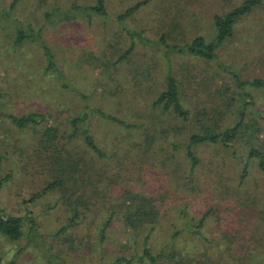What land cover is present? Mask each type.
Returning a JSON list of instances; mask_svg holds the SVG:
<instances>
[{
  "label": "rangeland",
  "instance_id": "obj_1",
  "mask_svg": "<svg viewBox=\"0 0 264 264\" xmlns=\"http://www.w3.org/2000/svg\"><path fill=\"white\" fill-rule=\"evenodd\" d=\"M12 1L0 0V208L24 216V201L32 194L54 178L65 181V186L27 205L45 242L40 241L41 247H28L15 264H47L49 252L66 264H112L117 257L140 254L148 232L133 231L124 224L117 204L126 190L157 198L161 212L149 235V246L155 250L170 248L172 243L176 250H183L184 257L205 259L206 264H264V231L250 240L247 253L242 244L246 234L248 238L247 226L253 224L243 216V204L252 199L257 202L247 214L250 209L264 208V174L254 162H249V174L240 185L244 159H234L231 151H223L219 145L195 147L200 163L193 173L184 147L172 149L173 130L168 141H156L144 150L139 143L135 145L144 126L153 123L180 127L176 144L198 131L190 119H175L153 104L165 88L168 72L182 90L183 105L200 108L214 103L224 112V103L239 97L240 89L219 63L232 66L245 79L264 75V6L241 19L234 37L218 50V57L206 61L187 53H167L165 46L156 43L165 29L160 24L176 14L183 33L177 34L176 42L197 35L210 39L213 14L223 13L241 0H149L122 21L117 15L138 0H107L106 19L96 17L89 24L80 18L56 25L44 20L45 10H64L95 0H17L10 9ZM27 22L42 27L65 79L45 73L46 61L38 43L15 42V28ZM131 31L141 32L143 40L135 37L130 53L118 60L132 43ZM246 90L254 97L255 116H264V88ZM238 104L233 102L235 107ZM87 108L101 109L132 124L126 127L95 114L89 117L93 140L106 157L86 147L81 135L67 137L70 119ZM27 113H43L60 133V160L65 168L71 159L77 164L69 178L61 175L62 167L55 160L58 152L42 146L46 144L39 128L19 129L7 117ZM152 114L158 118L151 119ZM235 120L230 112L218 124L223 128ZM235 148L237 156L244 155L242 144ZM119 160L121 165H117ZM77 198L82 201L77 203ZM74 211L75 224L56 236ZM199 219H203L200 226ZM228 241L243 254L242 262L228 255ZM16 249V244L0 234V264L12 260ZM51 261L56 264L57 259Z\"/></svg>",
  "mask_w": 264,
  "mask_h": 264
},
{
  "label": "trees",
  "instance_id": "obj_2",
  "mask_svg": "<svg viewBox=\"0 0 264 264\" xmlns=\"http://www.w3.org/2000/svg\"><path fill=\"white\" fill-rule=\"evenodd\" d=\"M39 1L41 2L44 0ZM148 1L149 0H138L129 5L122 13L117 15V19L122 21L131 17ZM16 2L17 0H13L9 8L13 9ZM260 6H264L263 0H241L239 4L234 5L223 13L213 14L211 18L213 33L210 39H207L203 35H197L189 41L186 40L182 43H180L181 41L176 42L177 34L181 32V35H183L177 24L179 21L176 14L172 17H166L164 22L160 24V29H165L158 36V41L156 43L165 46L167 53H187L198 59L213 61L218 57V50L223 44L234 37L237 25L241 19ZM6 13L9 15L8 12ZM107 14V0H95L93 4H72L64 10L59 9L58 7H54L51 10H45L43 18L47 23L52 25L69 23L80 18H85L86 22L90 24L96 17L106 19ZM169 28H171V30L168 32ZM41 29L42 27H36L30 22H27L25 25L17 26L15 28V42L24 43L28 41L38 43L46 61L45 73L56 74L58 78L65 79L63 72L56 62V58L42 35ZM170 33H172V36L174 37L170 36ZM130 37L132 43L127 51L119 56L118 60H123L126 54L130 53L135 37L143 40L141 32L138 31H131ZM170 37L171 42L168 41ZM218 66L225 71L232 80H234L236 87L240 89V92H238L239 97H232L229 101L224 103L227 110L226 112L220 108L219 104L214 103L211 105H204L200 108H191L183 105L182 90L180 89L176 78L168 72L165 79V88L157 94L153 104L158 106L163 113H168L175 119L187 122L192 121V124L196 125L195 128L198 131L191 132L186 139V142L176 144V133L180 132V127H174L169 123L162 124L163 122L158 124L153 123L152 125L144 126V129L138 134L140 139L139 141L137 140L138 142L135 145L139 143L138 145H141L142 150H144L149 148L156 141H168L169 137L172 136L169 131L173 130L172 134L174 135L172 136V139L174 141H172V149H178L180 146L184 147V156L190 164L189 171L191 173H193L197 165L200 163V158L197 156L195 147L198 145H219L223 151H231L234 159H237L238 157L244 159L239 178V183L242 185V181L249 174L250 161L254 162L259 171L264 174V116L260 114L255 116L258 112L255 110L256 105L254 97L246 90V87L263 89L264 75L257 78L245 79L242 78L240 73L230 65L219 63ZM63 84L66 85L65 80ZM194 93L196 94V97L199 98L198 91L195 90ZM218 94L220 93L218 92ZM223 94L224 92H222V95ZM235 100L239 102L236 107L233 106ZM230 112L235 115V122L227 124L223 128L219 127L218 122L223 121V118ZM94 114L126 127L132 126V124H126V122L120 118L107 114L98 108H87L81 114L70 119V129L67 137L73 138L77 137L78 134L81 135L86 147L97 156L106 157L94 142L89 128V117ZM7 117H9L13 124L19 129H23L27 126L39 128L42 134V142L46 144L42 146L58 152V155L55 156V160L60 162V166L62 167L59 168L61 170V175L64 173V176L69 178L74 173L73 170L76 168L77 164L74 161L72 162V159L68 168H65L63 161L60 160L59 152L62 150L59 151V138H61V135L51 123H47V116L43 113H27L22 116L8 115ZM153 118L157 119L158 117L155 114H152L151 119ZM159 124H161L159 127L156 126ZM260 134L262 136H260ZM238 143L244 146L246 150L244 155L237 156L238 153L235 146H237ZM118 164L121 165L122 162L119 160L117 162V165ZM188 176H190L189 173ZM60 186H65L64 178H54L39 192L32 194L30 198L24 201V206L26 208V214L24 216L9 214L0 208V234L17 245L14 258L8 261L7 264H15V259L24 253L28 247H38L39 245V247H41V245H43L42 243L45 242V239L39 232L38 223L33 214L28 210L27 205L36 202L46 193H49ZM70 195L73 197L75 194L71 192ZM79 200L82 201L81 198H77L76 202L79 203ZM253 205L257 206V202H255L254 199L248 200L246 204H243L245 211L243 216L246 219L253 221V224H250L251 228L247 226V231L249 230L248 238L246 237V234L242 243L246 244L244 246H247V248L243 253H247L251 249L250 240L253 241V238L255 237L259 238L264 231V208L258 210L250 209L248 214L246 212V210ZM117 207H120L123 222L129 229L133 231L147 230L146 233H148L143 238L140 254L135 252L130 258L123 256L117 257L112 261V264H134L135 262H138L139 264H206L205 262L207 261H205V259L201 262L199 258L194 256H189V258L184 257L181 253L183 250H176L172 243L170 244V248L162 247L158 250L149 246L150 231L158 222L161 212L160 205L157 203L155 195H146L141 192L126 190L122 199L119 201V204H117ZM76 215V211H74L68 223L55 233L56 236L61 235L70 226L75 224ZM244 222L245 221L243 220L242 224ZM202 223L203 219H199L198 225L200 226ZM103 225L106 227L108 224L105 222ZM241 229H244V227H241ZM172 241L174 240L172 239ZM228 243L229 246L225 247L228 251V255L242 262L243 260L241 257H243V254L240 253L239 249L237 251V248L233 246V242L228 241ZM53 258L57 259L56 264H66L64 259L58 255L50 254V252L47 256V264H53L51 261ZM213 264H215V262H213ZM216 264L219 263L217 262Z\"/></svg>",
  "mask_w": 264,
  "mask_h": 264
}]
</instances>
